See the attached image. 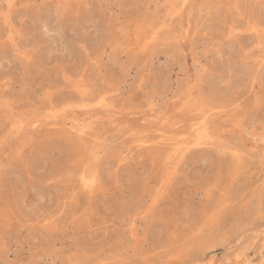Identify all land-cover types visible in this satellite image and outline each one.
Segmentation results:
<instances>
[{
	"label": "rangeland",
	"instance_id": "374dc122",
	"mask_svg": "<svg viewBox=\"0 0 264 264\" xmlns=\"http://www.w3.org/2000/svg\"><path fill=\"white\" fill-rule=\"evenodd\" d=\"M218 260L264 264V0H0V264Z\"/></svg>",
	"mask_w": 264,
	"mask_h": 264
},
{
	"label": "bare ground",
	"instance_id": "6f19581e",
	"mask_svg": "<svg viewBox=\"0 0 264 264\" xmlns=\"http://www.w3.org/2000/svg\"><path fill=\"white\" fill-rule=\"evenodd\" d=\"M174 1H176V0H174ZM186 40H187V39H186ZM102 98H104V97H102ZM104 99H105V98H104ZM60 117H61V116H60ZM230 126H231V125H230ZM200 134H201V133H200ZM259 140H260L259 142H261V139H259ZM262 140H263V138H262ZM262 142H263V141H262ZM262 142H261V143H262ZM259 146H260V145H259ZM212 258H213V257H212ZM238 258H239V257H238ZM227 259H228V258H227ZM233 259H234V258H233ZM244 259H245V258H244ZM213 260H214V258H213ZM218 261H219L218 263H216L215 261H214V262H215L216 264H224L223 261H220V260H218ZM246 261H247V260H246ZM246 261H245V262H246ZM249 261H250V260H249ZM229 262H230V261H229ZM215 263H213V264H215ZM237 263L239 264V262H237ZM252 263H253V262H252ZM232 264H234V263H232ZM235 264H236V263H235Z\"/></svg>",
	"mask_w": 264,
	"mask_h": 264
}]
</instances>
